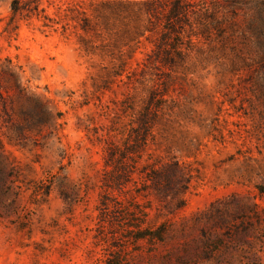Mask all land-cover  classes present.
Returning a JSON list of instances; mask_svg holds the SVG:
<instances>
[{
    "label": "rangeland",
    "instance_id": "1",
    "mask_svg": "<svg viewBox=\"0 0 264 264\" xmlns=\"http://www.w3.org/2000/svg\"><path fill=\"white\" fill-rule=\"evenodd\" d=\"M12 1L0 264H264V0H24L17 29ZM115 146L137 163L123 192L104 185ZM174 163L184 193L146 182Z\"/></svg>",
    "mask_w": 264,
    "mask_h": 264
},
{
    "label": "trees",
    "instance_id": "2",
    "mask_svg": "<svg viewBox=\"0 0 264 264\" xmlns=\"http://www.w3.org/2000/svg\"><path fill=\"white\" fill-rule=\"evenodd\" d=\"M43 0H34V4L39 5ZM50 1V0H49ZM23 2L24 0H13L12 1V12L13 15L11 17L12 24H14V28L17 29V22L19 20V16L21 15V11L23 10ZM113 5V4H107ZM178 7L176 6L174 14H177ZM14 29V30H15ZM5 32L11 34L8 28H5ZM159 114L150 113V109L146 108L143 112V115L140 117V129L134 131L130 135H128L125 139L128 143H133L138 150L145 149L148 144V137L151 131V125L156 120L158 121ZM117 147L109 148L108 157H107V165L112 167L113 170L110 172L107 177L104 179V185L109 190H118L123 192L126 188V185L131 182L136 172L133 167L137 164L132 162V164L126 165L124 161V156H117ZM135 164V165H133ZM154 169L151 171V174L146 177V182L152 183L153 187L159 193H173L175 195H179L184 193V188L178 186L179 181L185 180V173L182 171L179 164L170 165H154ZM185 204L183 201L178 203L177 209L182 210ZM165 229L163 225L157 227L155 233H152L155 238L162 240L164 237ZM148 235L143 233L138 236L139 239H144Z\"/></svg>",
    "mask_w": 264,
    "mask_h": 264
}]
</instances>
